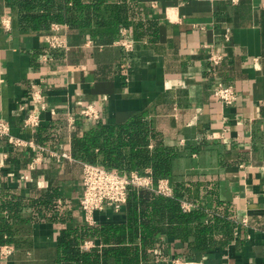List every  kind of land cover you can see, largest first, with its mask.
Returning <instances> with one entry per match:
<instances>
[{
	"label": "crops",
	"instance_id": "0c3cea01",
	"mask_svg": "<svg viewBox=\"0 0 264 264\" xmlns=\"http://www.w3.org/2000/svg\"><path fill=\"white\" fill-rule=\"evenodd\" d=\"M143 5L147 19L158 23L153 41L139 38L132 24L122 25L117 39L68 28L69 49L54 50L46 43L51 32L22 31L17 14L2 3L0 119L11 124L14 137L45 151L0 139V196H21L27 203L16 243L4 245L15 253L4 259L2 246L0 264H56L61 231L86 225L80 206L83 168L73 158L72 140L97 124L79 116L89 103L101 111L104 125L146 115L157 141L180 152L173 181L216 188L218 198L234 206L238 224L247 221L228 246L189 263L264 264V0H144ZM4 17L12 20L10 30L3 28ZM122 40L133 42V50L127 52ZM213 53L222 56L218 65L210 62ZM218 83L235 89L234 105L213 97ZM32 84L42 89L46 109L33 102ZM30 114L40 116L39 127L53 126L45 144L37 141L39 127L23 128ZM51 191L58 193V221L50 214L36 216L33 207ZM95 220L125 223L127 214L106 207ZM163 239L167 260L182 258L185 244Z\"/></svg>",
	"mask_w": 264,
	"mask_h": 264
},
{
	"label": "trees",
	"instance_id": "16d2710c",
	"mask_svg": "<svg viewBox=\"0 0 264 264\" xmlns=\"http://www.w3.org/2000/svg\"><path fill=\"white\" fill-rule=\"evenodd\" d=\"M143 1L119 0L110 4L107 0H1L0 8L3 3L10 13L17 14L24 32L49 33L53 25L61 24L70 30L91 32L92 37L110 35L117 39L121 38L120 27L132 24L139 38L153 41L158 23L147 19ZM52 127H39L38 143L48 142ZM72 155L79 162L126 175H147L150 169L155 184L161 179L172 182L173 195L130 187L123 208L127 221L62 230L56 264H168L164 236L183 242L185 250L179 256L192 261L228 246L234 239L239 226L234 206L221 201L216 188L173 181V163L180 152L157 141L146 115L120 125L98 122L83 135L75 133ZM57 197L58 193L51 191L44 201H36L35 215L50 214L53 221H58L54 215L58 211ZM205 198L211 203H205ZM183 203L190 204V210L185 211ZM26 206L21 196H0V214H10L7 219L0 217V248L16 243L17 226L24 222L20 214ZM87 241L101 247L86 251L83 246Z\"/></svg>",
	"mask_w": 264,
	"mask_h": 264
},
{
	"label": "built area",
	"instance_id": "2783aa9c",
	"mask_svg": "<svg viewBox=\"0 0 264 264\" xmlns=\"http://www.w3.org/2000/svg\"><path fill=\"white\" fill-rule=\"evenodd\" d=\"M155 5V4H154ZM11 18H3V28L10 30ZM67 25L55 24L52 27L51 33L46 37V43L51 49L54 50H68L69 43L67 41V35L64 30L68 29ZM119 44L127 51L133 50L134 43L128 40H122ZM44 58H47L46 56ZM49 58V57H48ZM222 60V56L213 53L210 57V62L213 65H218ZM31 98L34 103L42 106L46 109L45 98L42 89L32 84L30 88ZM213 97L227 105L232 106L238 99L237 92L231 86H226L223 83H218L213 89ZM53 114L56 112L53 110ZM79 116L85 122L98 123L101 120V111L93 103H89L83 107ZM41 125V118L38 114H30L23 122V128L27 130H33ZM11 124L5 120L0 119V139L7 138L10 145L13 147H32L39 149L42 152L44 148L39 147L32 141H26L21 138L14 137L11 133ZM7 158V156H6ZM41 161V157H38L31 165V169L34 168L37 162ZM4 165L0 161V169ZM83 168V194L80 199L81 210L84 214V220L86 225H96L95 215L98 211H103L106 207L113 208L116 212H121L128 201V193L130 187L146 188L157 192L164 196L173 195V187L170 180L161 179L155 184L151 177V172L147 175H140L137 172H132L129 175L121 174L112 170H107L99 165L82 163ZM183 208L187 211L190 209V205H184ZM246 226L247 221L239 223ZM96 248L94 241H87L83 246V249L89 251ZM15 253L12 246L7 245L2 247L1 256L4 259L9 258ZM168 264H191L185 261L183 258H173L166 261Z\"/></svg>",
	"mask_w": 264,
	"mask_h": 264
}]
</instances>
